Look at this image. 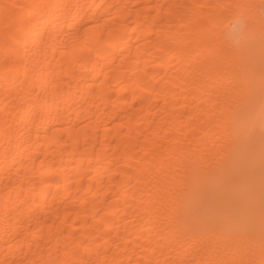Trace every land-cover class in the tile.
<instances>
[{"label":"bare ground","instance_id":"1","mask_svg":"<svg viewBox=\"0 0 264 264\" xmlns=\"http://www.w3.org/2000/svg\"><path fill=\"white\" fill-rule=\"evenodd\" d=\"M0 264H264V0H0Z\"/></svg>","mask_w":264,"mask_h":264}]
</instances>
